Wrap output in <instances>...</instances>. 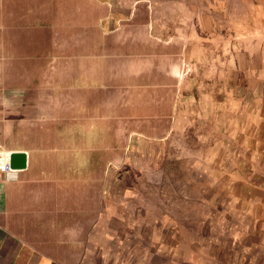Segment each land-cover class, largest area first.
Wrapping results in <instances>:
<instances>
[{"label":"rangeland","instance_id":"rangeland-1","mask_svg":"<svg viewBox=\"0 0 264 264\" xmlns=\"http://www.w3.org/2000/svg\"><path fill=\"white\" fill-rule=\"evenodd\" d=\"M253 1L0 0L3 7L45 6L48 15L69 18L77 25L71 40L79 54L93 48L125 60L174 57L188 73L181 86H171L167 81L174 78L165 80L156 64L149 70L147 63L143 86L119 87L117 105L103 108L92 95L94 119L79 121L76 137L62 136L60 163L41 169L77 179L82 190L87 177L93 215L86 221L78 213L77 223H87L79 234L93 236L95 258L105 256L109 264H251L248 244L261 241V233L247 226L260 223L251 206L253 195L256 203L264 194V168L248 169L252 183L238 184V197L231 184L213 182L219 173L211 149L225 139L201 130V88L211 87L213 64L230 63L236 52L239 63H260L263 13ZM70 143L75 153L65 149Z\"/></svg>","mask_w":264,"mask_h":264},{"label":"crops","instance_id":"crops-1","mask_svg":"<svg viewBox=\"0 0 264 264\" xmlns=\"http://www.w3.org/2000/svg\"><path fill=\"white\" fill-rule=\"evenodd\" d=\"M252 6L262 9L264 33V0ZM48 14L45 6L0 5V158L15 151L28 154L25 169L10 177L0 172V264H97V259L109 264L105 256L95 258L93 236L79 234L87 231V223L78 225V213L86 221L88 213L93 215L87 206V177L82 190L77 179L45 175L41 169L60 163L56 155L63 149L62 136L76 137L79 121L94 119L92 95L103 108L117 105L119 87L143 86L147 63L149 70L156 64L165 80L174 78L167 81L171 86H181L188 73L174 57L143 60L135 54L125 60L93 48L79 54L71 40L77 25ZM259 47V64L239 63L236 52L230 63L213 64L212 85L201 88V130L225 139L211 149L219 173L213 182L231 184L235 197L238 184L252 183L248 169L264 168L263 42ZM65 149L76 152L73 143ZM89 190L92 198V184ZM252 200L251 215L260 223L247 230L261 233V241L248 244L246 262L264 264V194L260 202H254V195Z\"/></svg>","mask_w":264,"mask_h":264},{"label":"water","instance_id":"water-1","mask_svg":"<svg viewBox=\"0 0 264 264\" xmlns=\"http://www.w3.org/2000/svg\"><path fill=\"white\" fill-rule=\"evenodd\" d=\"M28 154L25 151L10 153V166L14 170H22L27 167Z\"/></svg>","mask_w":264,"mask_h":264},{"label":"built area","instance_id":"built-area-1","mask_svg":"<svg viewBox=\"0 0 264 264\" xmlns=\"http://www.w3.org/2000/svg\"><path fill=\"white\" fill-rule=\"evenodd\" d=\"M16 170L10 166V154L2 155L0 158V172L4 173L6 177L13 176Z\"/></svg>","mask_w":264,"mask_h":264}]
</instances>
